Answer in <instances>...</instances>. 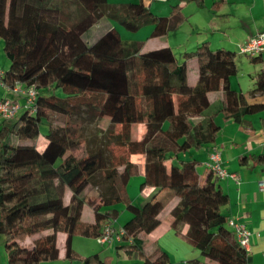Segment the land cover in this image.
Masks as SVG:
<instances>
[{"label":"trees","instance_id":"trees-1","mask_svg":"<svg viewBox=\"0 0 264 264\" xmlns=\"http://www.w3.org/2000/svg\"><path fill=\"white\" fill-rule=\"evenodd\" d=\"M182 1L203 4V0ZM103 17L128 32L152 25L149 38L174 31L187 18L178 4L160 16L143 0L114 4L107 0H0V40L9 61L3 80L19 81L37 91L33 107L0 120V236L7 264L58 261L61 232L65 235L63 260L110 264L99 253L78 255L72 239H96L106 223L117 220L119 204L130 214L120 225L124 231L120 242L130 246L137 236L157 229L162 203L154 200L140 207L128 197L127 185L139 174L131 156H143L140 190L146 184L176 191L169 227L208 259L202 264H249L222 211L227 195L215 180H201L196 169L199 161L183 157L216 141L219 114L239 123L264 110L263 102H248L242 92L230 87L237 73V53L212 49L204 41L194 51L184 52L179 62L169 46L142 50L141 42L122 40L114 28L85 42L83 34ZM261 55L247 56L256 64L262 61ZM53 60L57 64L49 79L48 65ZM188 60L197 67L191 84ZM253 78L250 97L263 94L264 70ZM48 89H58L65 97L41 93ZM217 89L222 92V106L212 110L208 95ZM82 110L89 122L108 121L100 139L85 142L76 136L68 121ZM138 122L144 127L141 138L134 133ZM41 123L48 130L39 148ZM111 145L123 153L112 155ZM257 158L264 160V155ZM88 186L103 189L89 196L85 194ZM82 207L92 212V221L81 219ZM133 251L141 264H169L158 248L151 254L137 245L125 250Z\"/></svg>","mask_w":264,"mask_h":264},{"label":"crops","instance_id":"crops-1","mask_svg":"<svg viewBox=\"0 0 264 264\" xmlns=\"http://www.w3.org/2000/svg\"><path fill=\"white\" fill-rule=\"evenodd\" d=\"M136 1L107 0L111 4ZM143 2L148 5L153 13L160 16L167 15L171 6L178 4L187 18L177 29L164 35L166 44H153L150 48L149 46H147V49L145 48L148 40L155 39L149 38V34L153 29L152 25L141 28L138 32H135L137 35L125 40L141 42L142 50L168 46L169 42L167 41L172 37L179 46H184L188 41H196L194 43L199 44L207 41L210 47L217 45L216 48L223 47L229 50L230 47H237L240 53V48L250 39L259 33H264V0H203L201 6L194 1L184 3L182 0H153L150 3L143 0ZM116 25L113 20L103 17L89 28L83 34V37L86 33L91 32L92 36L96 35L95 40L111 28L116 29L121 37V31ZM142 30H145V36H143L145 40L137 38ZM261 60L260 63L256 64L250 62L252 67L247 71L248 78L242 84L237 82L236 88L231 86L230 79V87L242 92L248 102L264 103V92L255 97H250L247 94L254 85L253 76L264 70V52L261 55ZM8 67V60L0 62V68L7 69ZM4 95L6 93L0 90V97ZM208 96L212 110L222 106L223 96L220 89L210 92ZM215 123L219 126L216 141L199 150H192V158L190 159L199 161L196 169L204 183L212 179L215 180L223 193L227 195L228 203L222 209L227 219H235L243 223L249 231V264H264V160L257 158L259 155H264V110L243 117L239 123L219 114L215 118ZM213 151H218L222 167L229 173H235L236 178H219L206 168L205 163L210 161L209 155ZM135 177L139 178V184L144 181L143 156L139 165V174L132 178ZM126 190L128 194V185ZM139 192L141 198L146 199V206L154 200L162 203L163 209L159 215L161 224L150 234H145L146 237H143V235L137 236L132 240L133 243L130 246L137 245L147 254H151L154 249L158 248L166 254L169 264H202L199 251L176 235L169 227L171 221L169 210L178 200L176 191L169 188L155 189L145 184L142 190L139 189ZM147 196L151 199L148 200ZM128 197L130 198L129 194ZM162 212L166 213L164 218L161 216ZM118 220L119 216L113 223L115 227L122 224H118ZM85 221H92V217ZM58 236L59 233L57 241ZM64 237L61 238L62 246H58L61 255V259L58 261L67 262L62 259ZM135 241H138V243ZM107 246L106 248L102 247V251L93 250L96 251L93 253L114 252L118 257L116 264L131 262V260H135L132 264H141L136 251L128 254L125 252L130 247L126 242L113 241L108 243ZM73 250L82 257L91 255L81 254L74 247ZM106 257L109 260L112 259V256L107 255ZM68 263L73 264L72 262Z\"/></svg>","mask_w":264,"mask_h":264},{"label":"rangeland","instance_id":"rangeland-1","mask_svg":"<svg viewBox=\"0 0 264 264\" xmlns=\"http://www.w3.org/2000/svg\"><path fill=\"white\" fill-rule=\"evenodd\" d=\"M156 14V13H155ZM119 30L121 31V38L123 40L129 39V37H133L135 35H137L135 32H128L126 30H124L121 26H119L118 24L116 25ZM147 29V28H146ZM145 30H142V32L139 34V36L137 38L139 39H143L145 40ZM138 32V31H137ZM93 33V32H92ZM132 35V36H130ZM96 35L92 36L91 32H88L84 35L83 39L85 42H91L92 40H94ZM169 45L176 57V59L179 62H183V53L184 51L190 52V51H194L196 49V47L199 45V43H194L196 41H188V43L186 42V44L183 46H179L177 45L176 41H174L172 39V37L170 38L169 41ZM153 44H166V40L164 36L161 37H157L155 39H151L148 40L147 45H145L146 49L148 48L147 46L153 45ZM2 40H0V62L6 61L2 52ZM157 46V45H156ZM217 45H213L211 48L215 49ZM232 50H234L237 55L235 56V64H236V68H237V73L234 77L231 78V86L235 87L237 86V82H240V84H242L244 81H246L247 77V71L250 70V68L252 67V64L250 63V60L248 58L247 55L245 54H240L238 52L239 48L237 47H230ZM230 49V50H231ZM57 64V60H53L49 63L48 65V70H49V74H48V78L51 79L52 78V70L54 69V67ZM187 69H188V77H187V81L189 84L193 83L195 77H196V73H197V67L196 64L193 60H188L187 61ZM245 90V89H243ZM41 93L43 94H54L58 97H65V95L62 94V92L60 90H54V89H48L47 91H41ZM21 113V112H20ZM19 113V114H20ZM18 114V115H19ZM87 114L85 112H83V110L81 111V114H79L78 116H74L73 119L69 120L68 123L71 124L76 130V136H78L79 134V138L82 141H89L91 140L93 137H96V139H100L101 136L104 134V132L106 131L109 123L107 120H101V121H94V122H89L88 118H87ZM54 119V118H53ZM1 120V118H0ZM54 122V120H53ZM62 121H60L61 123ZM68 124V125H69ZM48 130V126L46 124L43 125V123L40 124V133L38 136V147L41 148L44 144V142L46 141L44 138L45 133ZM117 130V128H116ZM144 132V127L142 125V123L138 122L137 125L134 127V133L135 136H137L138 138L142 137V134ZM81 135V136H80ZM110 150L112 155L114 156H118L121 153H123V150L117 146L111 145L110 146ZM189 151H191L189 153ZM188 152L184 153V158L185 159H190L191 157V153L192 150H189ZM189 153V154H188ZM182 157V158H183ZM130 159H132L134 162H136L138 165L141 164L142 162V156H131ZM139 186V178H132L129 181L128 184V194L130 196V199L132 200V202L135 205L138 206H144L146 203V199L143 200V198H141L140 196V192L138 189ZM102 187L101 186H88L85 190V194L89 195V196H94L96 194H98L99 192L102 191ZM148 200L151 199L150 197H146ZM116 208L119 210V220H118V224L124 222L129 216L130 214L125 210L124 206L122 204H119L116 206ZM92 212L87 209V208H83L81 209L80 212V217L82 220H86L89 217H92ZM166 215L165 212H162L161 216L162 218H164ZM143 237H146L145 234H142ZM64 237V233H59L58 236V246H62L61 244V238ZM136 242V241H135ZM138 243V241L136 242ZM72 248L74 247L76 250H78L81 254H92L93 252L96 251H102V247H108V243L105 244H100L97 239H90V238H86L83 236H74L73 240H72ZM96 250V251H93ZM114 252H105V253H100L99 257L101 259H105V257L107 255L112 256V259H110V264H116V261L118 259V257L116 256V254ZM198 253V252H197ZM200 261L201 263H205L207 262V258H205L204 256L200 255ZM125 259V258H123ZM135 260H131V262H120V264H132V262ZM73 264L78 263V262H72ZM0 264H7V260H6V253L4 250V237L0 236ZM41 264H69L68 262L65 261H56V262H42Z\"/></svg>","mask_w":264,"mask_h":264},{"label":"built area","instance_id":"built-area-1","mask_svg":"<svg viewBox=\"0 0 264 264\" xmlns=\"http://www.w3.org/2000/svg\"><path fill=\"white\" fill-rule=\"evenodd\" d=\"M264 52V33H259L250 39L240 48V53L245 55H257ZM4 69L0 68V90L6 95L0 97V118L9 119L17 116L20 112L34 106L37 97V91L30 86L14 81L11 83L3 80ZM33 112V109L32 111ZM209 162L205 163L207 169L219 178H236L235 173L227 172L221 165L218 151H213L209 155ZM227 226L231 229L234 237L240 246L244 249L246 255L249 253V231L245 225L235 219H227ZM124 234L123 229L115 227L113 223H106L103 226L100 236L96 239L100 244L110 242H120Z\"/></svg>","mask_w":264,"mask_h":264}]
</instances>
